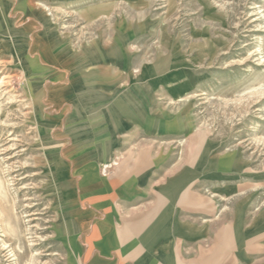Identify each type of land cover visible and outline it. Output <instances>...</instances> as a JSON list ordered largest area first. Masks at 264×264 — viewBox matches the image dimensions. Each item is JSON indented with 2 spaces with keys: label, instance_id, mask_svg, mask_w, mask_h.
<instances>
[{
  "label": "rangeland",
  "instance_id": "rangeland-1",
  "mask_svg": "<svg viewBox=\"0 0 264 264\" xmlns=\"http://www.w3.org/2000/svg\"><path fill=\"white\" fill-rule=\"evenodd\" d=\"M140 263L264 264V0H0V264Z\"/></svg>",
  "mask_w": 264,
  "mask_h": 264
},
{
  "label": "crops",
  "instance_id": "crops-1",
  "mask_svg": "<svg viewBox=\"0 0 264 264\" xmlns=\"http://www.w3.org/2000/svg\"><path fill=\"white\" fill-rule=\"evenodd\" d=\"M179 183H180V186H178V187L180 188L181 186H183L185 184L184 179H180ZM178 187L176 185L173 186V188H172L173 192L169 194V197H170L171 201L177 200V192L176 191L179 189ZM71 193H72L71 194L72 202L70 204V209H69L68 217H67V220H66V224L67 223H70V224L73 223V218H74L73 216L75 214V212H74L75 211V207H74V204H75L74 185L72 186ZM187 210L189 212H192V213L198 214V215H202V216L210 214L209 213L210 211L200 210L199 208H193V209H187ZM227 217H230V216H227ZM156 228H158V227H155V225L152 226L151 230H150L151 233L147 234L149 236V241H151V245L153 246V248H155L154 247V246H156L155 242H158V238H159L158 232L156 234H153V231L156 230ZM179 229H180V232H181V234L183 236H185L184 234H186L187 232H190V234L192 232L198 233V231L200 230L197 227H193L192 228L190 222H186L185 224L181 225ZM232 232H233L232 227L229 226V227L222 228V230L217 234V236H216V244H217V246H215V248L213 250L215 254H218V255L225 254L226 250L230 249L232 247V242L230 240ZM70 233H71L70 230H68V236L71 235ZM127 235H128V233H126V236ZM113 241L116 243L118 240L116 238H113ZM130 256H135V254L134 255L130 254ZM239 256H241V254H238V257ZM146 260H145V262H146ZM140 264H142V263H140Z\"/></svg>",
  "mask_w": 264,
  "mask_h": 264
}]
</instances>
